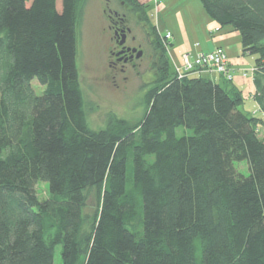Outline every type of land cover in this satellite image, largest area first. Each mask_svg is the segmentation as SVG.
<instances>
[{"label": "trees", "instance_id": "1", "mask_svg": "<svg viewBox=\"0 0 264 264\" xmlns=\"http://www.w3.org/2000/svg\"><path fill=\"white\" fill-rule=\"evenodd\" d=\"M29 1L0 0V264H54L58 246L62 264H264V120L242 92L179 79L149 6L115 0L105 7L140 15L159 59L144 118L94 130L77 65L88 0ZM200 1L255 58L264 113V0Z\"/></svg>", "mask_w": 264, "mask_h": 264}, {"label": "rangeland", "instance_id": "2", "mask_svg": "<svg viewBox=\"0 0 264 264\" xmlns=\"http://www.w3.org/2000/svg\"><path fill=\"white\" fill-rule=\"evenodd\" d=\"M32 2L33 0H30L28 6ZM108 2H112V5L116 6L115 0H88L78 27L77 65L88 125L94 130L106 128L108 119L111 116L124 119L131 126L137 125L146 114V95L154 86L155 80V71L152 67H147L140 74L137 73L130 82L121 80V78L112 81L107 76V52L111 30L103 10ZM58 6L60 9L62 8L61 1ZM133 30L138 38L142 39L143 36L140 29L133 27ZM146 51L149 52L147 46ZM146 60L145 57L142 61L143 64L146 63ZM32 87L38 95H42L45 90L37 79L33 80ZM257 112L258 109L254 111V113ZM186 131L183 128H179L177 130L178 137L183 136ZM187 133L191 134V132ZM260 134L263 138L264 128ZM234 166L240 174L249 175L250 171L247 161L235 162ZM36 190L41 200L49 197V186L47 183H38ZM96 198L95 192H92L89 212L94 211ZM61 252L62 247L58 246L55 252L54 264H62Z\"/></svg>", "mask_w": 264, "mask_h": 264}, {"label": "crops", "instance_id": "3", "mask_svg": "<svg viewBox=\"0 0 264 264\" xmlns=\"http://www.w3.org/2000/svg\"><path fill=\"white\" fill-rule=\"evenodd\" d=\"M149 6L150 15L156 28L163 34L170 33L169 59L174 65H183V55L193 57L209 53L216 48H224L230 59V68L235 76L232 85L237 87L244 98L240 108L244 113L264 120L256 100L253 69L255 58L242 53L240 33L230 27H222L213 20L200 0H139ZM192 75L209 78L226 85L224 77L216 73H194ZM258 109L257 113H254ZM264 126L262 127V129ZM261 129V131H262ZM264 138V137H263Z\"/></svg>", "mask_w": 264, "mask_h": 264}, {"label": "flooded vegetation", "instance_id": "4", "mask_svg": "<svg viewBox=\"0 0 264 264\" xmlns=\"http://www.w3.org/2000/svg\"><path fill=\"white\" fill-rule=\"evenodd\" d=\"M105 14L109 18H113L111 21L112 25L109 26L111 37L107 52V76L112 81L121 78V80L130 82L137 73L140 74L147 67H152L154 70V65L159 59V54L156 52V39L149 26L143 22L142 17L137 15L132 20L106 7ZM133 27L140 29L143 36L142 39L138 38ZM124 36L126 37L124 38ZM146 46L149 48V52L146 51ZM141 51L143 52V56L137 58ZM145 57L147 60L143 64L142 61Z\"/></svg>", "mask_w": 264, "mask_h": 264}, {"label": "built area", "instance_id": "5", "mask_svg": "<svg viewBox=\"0 0 264 264\" xmlns=\"http://www.w3.org/2000/svg\"><path fill=\"white\" fill-rule=\"evenodd\" d=\"M158 1V0H157ZM162 41L168 50L169 40L172 38L170 33H162ZM174 70L179 79L185 78L191 73H216L228 81L234 80V74L230 68V59L224 48H216L209 53H200L193 57L190 53L183 55V65H174ZM256 69L252 72L255 73Z\"/></svg>", "mask_w": 264, "mask_h": 264}, {"label": "water", "instance_id": "6", "mask_svg": "<svg viewBox=\"0 0 264 264\" xmlns=\"http://www.w3.org/2000/svg\"><path fill=\"white\" fill-rule=\"evenodd\" d=\"M126 36H124V38H125ZM143 56V52L141 51L139 54H138V57L137 58H140V57H142Z\"/></svg>", "mask_w": 264, "mask_h": 264}]
</instances>
